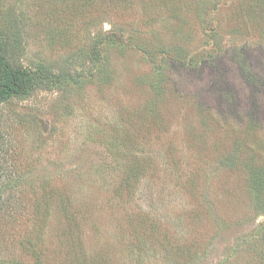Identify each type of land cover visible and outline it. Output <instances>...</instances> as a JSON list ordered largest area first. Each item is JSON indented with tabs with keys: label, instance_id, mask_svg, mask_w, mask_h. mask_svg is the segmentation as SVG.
I'll use <instances>...</instances> for the list:
<instances>
[{
	"label": "rangeland",
	"instance_id": "1",
	"mask_svg": "<svg viewBox=\"0 0 264 264\" xmlns=\"http://www.w3.org/2000/svg\"><path fill=\"white\" fill-rule=\"evenodd\" d=\"M130 1L0 0L11 63L53 78L0 102L14 257L264 264V0Z\"/></svg>",
	"mask_w": 264,
	"mask_h": 264
},
{
	"label": "trees",
	"instance_id": "2",
	"mask_svg": "<svg viewBox=\"0 0 264 264\" xmlns=\"http://www.w3.org/2000/svg\"><path fill=\"white\" fill-rule=\"evenodd\" d=\"M83 9L94 8L105 15L115 11L129 10L134 7L130 0H79ZM158 3L159 0H150ZM220 3L222 0H214ZM109 41L120 42L121 35H108ZM7 39L0 34V102L9 101L14 98L30 96L36 89L43 88L47 83L52 82V77H46L39 72L30 69L15 68L9 60ZM61 76L57 80H60ZM70 78L67 77V80ZM13 178V177H12ZM18 182L15 185L4 184L0 186V264H24L23 260L14 257L12 245L18 234L17 229L26 228L27 221L35 220L32 206L23 201L24 192L20 186L19 176H15ZM13 180V179H12ZM258 193L263 192V187L256 188ZM29 215V216H27ZM31 217V218H30ZM37 220V219H36ZM28 240V239H27ZM23 241H25L23 239ZM39 241H43L39 237ZM28 242V241H26ZM29 247L26 249V256H32L35 264H43L46 252L40 243H23ZM22 245V246H23ZM14 246V245H13Z\"/></svg>",
	"mask_w": 264,
	"mask_h": 264
}]
</instances>
